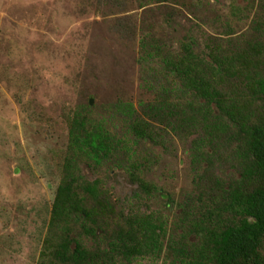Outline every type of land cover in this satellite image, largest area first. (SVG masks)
I'll list each match as a JSON object with an SVG mask.
<instances>
[{
	"label": "trees",
	"instance_id": "obj_1",
	"mask_svg": "<svg viewBox=\"0 0 264 264\" xmlns=\"http://www.w3.org/2000/svg\"><path fill=\"white\" fill-rule=\"evenodd\" d=\"M260 1L245 32H234L229 21L217 17L224 35L207 33L201 44L188 34L174 51L142 25L139 59L154 100L141 101L138 108L127 101L111 106L123 133H112L107 121H94L91 103L74 119L72 152L38 264H134L163 256L168 264H264ZM166 16L173 22L174 13ZM173 135L191 140L196 172L193 188L179 197L162 195L146 182L139 164L149 154L148 144L166 148ZM80 162L125 168L138 189L118 204L99 180L83 176ZM158 196L180 211L172 232L168 220L149 210L148 201Z\"/></svg>",
	"mask_w": 264,
	"mask_h": 264
},
{
	"label": "rangeland",
	"instance_id": "obj_2",
	"mask_svg": "<svg viewBox=\"0 0 264 264\" xmlns=\"http://www.w3.org/2000/svg\"><path fill=\"white\" fill-rule=\"evenodd\" d=\"M260 2L0 0V264L39 263L72 152V122L83 107L93 101L94 121H107L112 133H123L111 106L127 101L138 108L154 100L139 59L142 25L174 51L188 34L201 44L207 33L224 35L217 17L234 32H245ZM168 13H174L169 24ZM186 140L173 135L166 148L148 144L149 154L139 160L142 178L162 195L179 197L193 188L196 172ZM79 165L118 204L138 189L125 168ZM148 204L172 232L180 211L165 206L160 196ZM165 258L134 264H168Z\"/></svg>",
	"mask_w": 264,
	"mask_h": 264
},
{
	"label": "water",
	"instance_id": "obj_3",
	"mask_svg": "<svg viewBox=\"0 0 264 264\" xmlns=\"http://www.w3.org/2000/svg\"><path fill=\"white\" fill-rule=\"evenodd\" d=\"M91 105H93V101H91Z\"/></svg>",
	"mask_w": 264,
	"mask_h": 264
}]
</instances>
